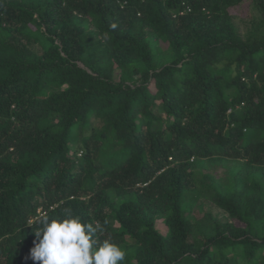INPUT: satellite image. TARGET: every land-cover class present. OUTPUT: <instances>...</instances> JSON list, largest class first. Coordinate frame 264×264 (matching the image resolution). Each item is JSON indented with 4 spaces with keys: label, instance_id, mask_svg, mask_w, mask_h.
Returning <instances> with one entry per match:
<instances>
[{
    "label": "trees",
    "instance_id": "1",
    "mask_svg": "<svg viewBox=\"0 0 264 264\" xmlns=\"http://www.w3.org/2000/svg\"><path fill=\"white\" fill-rule=\"evenodd\" d=\"M69 212L121 264H264V0H0V264Z\"/></svg>",
    "mask_w": 264,
    "mask_h": 264
},
{
    "label": "clouds",
    "instance_id": "2",
    "mask_svg": "<svg viewBox=\"0 0 264 264\" xmlns=\"http://www.w3.org/2000/svg\"><path fill=\"white\" fill-rule=\"evenodd\" d=\"M35 223L39 227L27 256L34 264H121L125 260L126 252L115 243L104 240L97 244L93 239L102 231L99 224L85 223L70 212L65 218L41 213Z\"/></svg>",
    "mask_w": 264,
    "mask_h": 264
},
{
    "label": "rangeland",
    "instance_id": "3",
    "mask_svg": "<svg viewBox=\"0 0 264 264\" xmlns=\"http://www.w3.org/2000/svg\"><path fill=\"white\" fill-rule=\"evenodd\" d=\"M229 170H230V162L228 166L221 164L210 168V171L213 172L216 175V177L219 178L220 180H226V178L229 175ZM205 171L208 172V170ZM208 211L214 217L225 218L224 214L216 206H210ZM199 215L202 224H204L207 227L211 226L213 222L209 217V215L206 213V211H201Z\"/></svg>",
    "mask_w": 264,
    "mask_h": 264
}]
</instances>
